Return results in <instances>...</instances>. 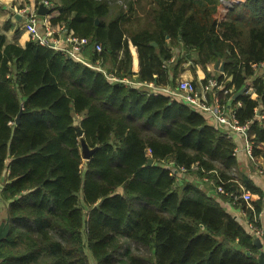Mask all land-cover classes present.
Instances as JSON below:
<instances>
[{
    "label": "trees",
    "instance_id": "1",
    "mask_svg": "<svg viewBox=\"0 0 264 264\" xmlns=\"http://www.w3.org/2000/svg\"><path fill=\"white\" fill-rule=\"evenodd\" d=\"M49 1L46 23L99 43L93 59L119 78L162 85L189 60L191 81L204 84L223 60L217 95L240 102L252 158L264 159V0H124L113 13L115 0ZM175 44L187 56L172 67ZM244 85L252 92L233 98ZM235 145L176 98L110 80L26 30L17 41L0 30V264H259L236 209L260 227L264 190ZM180 167L208 184L178 181ZM241 185L252 199L231 204Z\"/></svg>",
    "mask_w": 264,
    "mask_h": 264
},
{
    "label": "built area",
    "instance_id": "2",
    "mask_svg": "<svg viewBox=\"0 0 264 264\" xmlns=\"http://www.w3.org/2000/svg\"><path fill=\"white\" fill-rule=\"evenodd\" d=\"M39 4H43L48 9L53 6L49 0H39L35 3L36 8L27 10L26 6H22L20 12L26 15L27 24L25 30L29 33L30 37L37 41L41 45H46L52 49L59 51L64 56L72 58L85 66H88L96 71L102 72L108 79L121 81L124 84L144 88L148 93L157 95L164 93L172 98H176L184 102L189 108L198 110L202 114L207 116V119L213 120V122L219 124L229 137H239L241 151L252 160V144L248 138L247 130L249 122L243 124L239 123L235 109L240 106V102L236 101L232 105L228 106L224 101H221L217 95V91L224 87L222 82H219L213 72L212 76L207 79V83H200L198 85L193 84L191 79L178 78L175 80V84L171 86H161L155 84L153 81H139L127 78H119L102 65L100 59L88 60L82 55L83 48L87 45L88 39L83 37H76L72 34V31L65 29L64 24L60 26L51 25L50 23H42L37 17V7ZM94 49L97 52L101 51V45L99 43L94 44ZM173 57L169 61H172ZM188 63H191L187 60ZM261 72H264V63L260 64ZM208 69V68H207ZM214 69V68H213ZM251 87L247 85L245 92H250ZM231 91V90H230ZM233 97V93H232ZM259 119L263 118L262 114L256 112L255 114ZM237 142L233 149L232 154L237 155ZM179 170H185L180 167ZM259 172L263 175L264 182V168H259ZM206 179V178H204ZM221 193L228 194V192L220 189ZM251 196L250 190L243 186H240V191L230 194V203L235 204L239 200L243 199L248 202ZM248 205V203H247ZM246 205V206H247ZM239 209L240 216L246 217L245 211ZM247 229L250 231L253 237H257L262 242L264 248V230L255 224L247 222Z\"/></svg>",
    "mask_w": 264,
    "mask_h": 264
},
{
    "label": "crops",
    "instance_id": "3",
    "mask_svg": "<svg viewBox=\"0 0 264 264\" xmlns=\"http://www.w3.org/2000/svg\"><path fill=\"white\" fill-rule=\"evenodd\" d=\"M36 0H0V30L1 32L6 36L7 40L9 41H17L19 36L25 31V26L27 24V17L25 14L20 12L21 7L23 5L28 6L31 9L36 8L35 6ZM38 19L44 23L46 22L45 14L39 15L37 13ZM72 31V30H70ZM94 47L93 44L86 48V46L82 50V55L86 57L88 60H94L93 59V52ZM172 55L173 60L171 61L172 64L171 66L173 67L174 63L177 62L178 59L182 58L185 55V49L178 44H175L172 49ZM192 58L194 57V53L190 52ZM184 59V58H183ZM107 66L111 65V62L106 61L105 62ZM109 64V65H108ZM188 61H182L176 69H173V73L171 76L169 75L167 78V81L165 84H162L161 86H171L175 84V80L178 78L187 77L189 79L195 78L192 72H188L186 70V67L189 66ZM187 65V66H185ZM209 65L207 66V68ZM213 68V66H211ZM134 80V79H133ZM141 81V80H139ZM146 82V81H145ZM148 82V81H147ZM235 141L237 142V156L241 162L243 171L251 168V172L249 173H244L246 176H248L257 186H260L264 190V182H263V175L259 172V168H262V162H263V157H255L252 160H250L242 151V145L240 146V141L239 137L235 136L234 137ZM192 179H195L196 181L200 182L201 180L198 179L196 176H193ZM205 180V179H203ZM201 183V182H200ZM242 186V185H241ZM244 187V186H243ZM228 206V203H227ZM0 207H1V212L3 215L6 214L5 210V204L0 200ZM230 208V207H228ZM236 213L238 214L240 221L243 223V225L247 228V216L246 217H241L239 214V209H236ZM4 225H6V222H3ZM259 223L260 227L264 230V208L262 209L260 215H259Z\"/></svg>",
    "mask_w": 264,
    "mask_h": 264
},
{
    "label": "water",
    "instance_id": "4",
    "mask_svg": "<svg viewBox=\"0 0 264 264\" xmlns=\"http://www.w3.org/2000/svg\"><path fill=\"white\" fill-rule=\"evenodd\" d=\"M48 11V8L46 6H44L43 4H39L38 7H37V13L39 15H43V14H46V12ZM151 45H155L156 43L154 41L150 42ZM224 61H216L214 63V69H217L219 71H223V68H224ZM247 90V85H244L241 89H239L238 91H236L234 94H233V98H237L239 97L241 94H243L245 91ZM19 115L18 114L16 116V122H19ZM78 133L81 135L82 134V131L78 129ZM81 145H82V155H83V158L85 159H89L90 155H91V150L89 148H87L86 146V143L84 142L83 139H81ZM152 159L151 158H148L147 160V164H151L152 163ZM5 229H6V225H4V228H0V237L4 234L5 232ZM253 243L254 245L258 248V249H261V253L259 254V257H258V261H259V264H264V248H263V245H262V242L260 241L259 238L257 237H253Z\"/></svg>",
    "mask_w": 264,
    "mask_h": 264
},
{
    "label": "rangeland",
    "instance_id": "5",
    "mask_svg": "<svg viewBox=\"0 0 264 264\" xmlns=\"http://www.w3.org/2000/svg\"><path fill=\"white\" fill-rule=\"evenodd\" d=\"M121 1H124V0H115L113 3H111L112 5H111V10H112V13L117 9V8H119L120 6L119 5H121V6H123L124 8H125V5L124 4H122L121 3ZM229 3H231L230 1H228V2H225V5H229ZM23 6H25V5H23ZM26 9L27 10H31V8H29L28 6H26ZM126 9V8H125ZM187 55L185 54L184 56H183V58L184 57H186ZM187 59V58H186ZM215 63V62H214ZM214 63L213 64H209V67H208V69L206 70V71H211V72H213V73H216L215 72V70L213 69L214 68ZM187 65H189V64H187ZM187 65H185V66H187ZM211 66H213V68L211 67ZM191 68V66L189 65V66H187L186 67V70L188 71V72H192V70L190 69ZM192 74H193V72H192ZM194 75V74H193ZM182 79H185V78H187V77H181ZM187 79H189V78H187ZM250 92H252V90H250ZM263 168H264V160H263V162H262V165H261ZM250 173L251 172V168L250 169H247L246 168V170L245 171H243V173ZM232 174L233 175H235L236 177H238V176H240L241 175V173L239 172V171H237L236 169H234L233 171H232ZM194 175H192V174H187L186 172H185V170H179V172H178V175H177V178H178V181H180V182H182L183 180H185L186 178L188 179V178H192ZM203 179L204 178H206V177H202ZM203 179H201V182H205L206 184H208V181H207V178L205 179V180H203ZM252 199V194H251V196H250V198H249V200H251ZM248 200V201H249ZM2 216H4L3 214H1V218H0V221H1V223H0V228H4V223H3V220H2ZM247 220V219H246Z\"/></svg>",
    "mask_w": 264,
    "mask_h": 264
}]
</instances>
